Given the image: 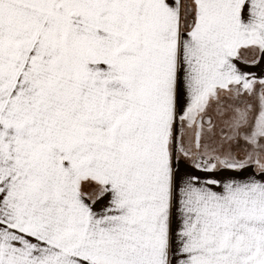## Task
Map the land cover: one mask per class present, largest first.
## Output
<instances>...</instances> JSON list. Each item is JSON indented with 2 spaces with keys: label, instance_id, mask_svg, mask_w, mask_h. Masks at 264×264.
<instances>
[{
  "label": "snow or ice",
  "instance_id": "obj_1",
  "mask_svg": "<svg viewBox=\"0 0 264 264\" xmlns=\"http://www.w3.org/2000/svg\"><path fill=\"white\" fill-rule=\"evenodd\" d=\"M0 264H264V0H0Z\"/></svg>",
  "mask_w": 264,
  "mask_h": 264
}]
</instances>
